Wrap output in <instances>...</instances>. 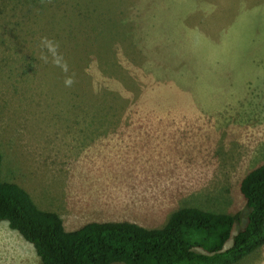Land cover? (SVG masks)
Returning <instances> with one entry per match:
<instances>
[{
  "label": "rangeland",
  "instance_id": "obj_1",
  "mask_svg": "<svg viewBox=\"0 0 264 264\" xmlns=\"http://www.w3.org/2000/svg\"><path fill=\"white\" fill-rule=\"evenodd\" d=\"M53 1L52 24L0 5L3 177L67 229L244 211L240 179L264 159V0ZM55 33L71 86L40 60ZM106 123L131 127L90 136ZM0 264H40L5 222ZM235 264H264V246Z\"/></svg>",
  "mask_w": 264,
  "mask_h": 264
},
{
  "label": "trees",
  "instance_id": "obj_2",
  "mask_svg": "<svg viewBox=\"0 0 264 264\" xmlns=\"http://www.w3.org/2000/svg\"><path fill=\"white\" fill-rule=\"evenodd\" d=\"M50 1L1 0L0 5L10 14L9 19L19 12L26 20L45 18L52 24L53 18L45 13ZM8 23L3 20L2 26ZM52 27L47 26L48 30ZM74 48L78 50L79 43ZM30 65L25 64L22 73L27 79L36 71ZM98 112L100 115L95 116L100 119L102 111ZM107 124L91 126L88 133L94 136L91 134L127 127ZM2 164L0 151V222L31 244L40 264H235L264 246V159L240 179L238 190L244 211L183 206L172 212L161 228L130 221L90 220L67 229L57 213L40 210L24 188L11 177L6 180Z\"/></svg>",
  "mask_w": 264,
  "mask_h": 264
},
{
  "label": "clouds",
  "instance_id": "obj_3",
  "mask_svg": "<svg viewBox=\"0 0 264 264\" xmlns=\"http://www.w3.org/2000/svg\"><path fill=\"white\" fill-rule=\"evenodd\" d=\"M40 60L44 63H51L52 65L61 69L65 73V79L63 81L64 85L71 86L73 84V76L67 75L69 69L67 61L65 60L63 54L59 51L60 45L58 41H55L49 37H41L40 40Z\"/></svg>",
  "mask_w": 264,
  "mask_h": 264
},
{
  "label": "crops",
  "instance_id": "obj_4",
  "mask_svg": "<svg viewBox=\"0 0 264 264\" xmlns=\"http://www.w3.org/2000/svg\"><path fill=\"white\" fill-rule=\"evenodd\" d=\"M131 126H127V127H125V129H129Z\"/></svg>",
  "mask_w": 264,
  "mask_h": 264
}]
</instances>
